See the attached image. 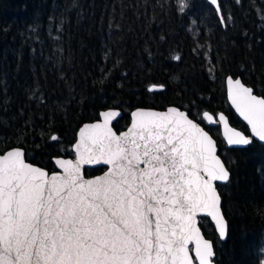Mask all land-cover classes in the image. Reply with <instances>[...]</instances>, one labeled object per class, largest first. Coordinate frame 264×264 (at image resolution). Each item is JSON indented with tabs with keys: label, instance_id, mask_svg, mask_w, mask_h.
<instances>
[{
	"label": "trees",
	"instance_id": "trees-1",
	"mask_svg": "<svg viewBox=\"0 0 264 264\" xmlns=\"http://www.w3.org/2000/svg\"><path fill=\"white\" fill-rule=\"evenodd\" d=\"M218 2L219 12L210 0H185L181 12L179 0H0V154L23 148L54 172L53 158L74 157L79 128L103 110L122 111L121 132L135 108L179 107L216 140L231 174L217 184L227 239L200 221L214 263L264 264V145L230 148L203 119L224 112L250 134L225 79L241 77L264 97V0Z\"/></svg>",
	"mask_w": 264,
	"mask_h": 264
},
{
	"label": "snow or ice",
	"instance_id": "snow-or-ice-1",
	"mask_svg": "<svg viewBox=\"0 0 264 264\" xmlns=\"http://www.w3.org/2000/svg\"><path fill=\"white\" fill-rule=\"evenodd\" d=\"M179 3L183 12L185 0ZM227 86L251 132L229 127L220 114L227 143L264 142V97L239 78ZM117 115L103 112L80 129L75 159L55 160L62 173L27 163L19 148L0 155V264H212L213 245L197 217H211L226 238L216 182L230 179L214 140L177 108L134 111L119 134L111 127ZM86 164L109 167L85 179Z\"/></svg>",
	"mask_w": 264,
	"mask_h": 264
},
{
	"label": "water",
	"instance_id": "water-1",
	"mask_svg": "<svg viewBox=\"0 0 264 264\" xmlns=\"http://www.w3.org/2000/svg\"><path fill=\"white\" fill-rule=\"evenodd\" d=\"M210 1H211V0H210ZM213 5L215 6V8H216V9L218 10V12H219V11H220V8H219V2H218V0H217L216 4H213ZM229 77L233 78V80L239 78V79L241 80L242 84H244L246 87H251V86H249V85H247L246 83H244V81L241 79V77H234V76H232V75H228V76L226 77V79H225L226 95H227L228 103H229V105L231 106V108L233 109V111L236 113V115H237V116H238V117H239V118H240V119H241V120L247 125V127L249 128V132H250V125H248L247 122L243 120V118H242V117L239 115V113L235 110V108L233 107V105L231 104V101H230V99H229L228 86H227V79H228ZM251 88H252V87H251ZM252 89H253V88H252ZM253 94H254V95H257V96H260V97H263V96L257 94L256 92H254V90H253ZM168 108H177L178 110L184 112V113L189 117V119H192V118L188 115L187 111L182 110V109H180L179 107H176V106H168L166 109H163V110H159V109H155V108L138 107V108H135L134 110H132L131 113H130L131 121H130L129 126L131 125V122H132V115H131V114H132L134 111H137V110H152V111H157V112H165V111H167ZM106 111H114V112L118 113V115L115 116V117L112 119V123H111V127L113 128V130H114L115 132H117V131L115 130V128H114V123H115L119 118H121V116H122V111H121L120 109H118V108H108V109H106V110H103L101 113L106 112ZM205 112L209 113V115H211V116L213 117V119H214L215 121H217V123H209V122L204 118V115H203V119H204V121H205L208 125H211V126H215V125H219V126H220L221 135H222V137H223V139H224V141L226 142V144H227L228 147H230V148H246V147L248 146V145H229V144L227 143V139H226V137L224 136L223 125H222L221 123L218 122V121H219V116H220V114H223V115L225 116V118L227 119V121H228V123H229V127H232V128H234V129H236L237 131H241V130L238 129V128H236L235 126H233V125L230 123L228 116H227L224 112H220V113H218L217 115L212 114L210 111H205ZM205 112H204V113H205ZM101 113H100V118H99L98 120H96V121H92V122L84 123V124L79 128V130H78V132H77V138H76V141H75V143H74L73 146H72V150H73V152H74V145L76 144V142H77V140H78V133H79L80 129H81L83 126H85V125H90V124L96 123V122H98V121H101V120H102ZM204 113H203V114H204ZM192 120H193L195 123L199 124V126L202 127L206 132H208V131L202 126V124H200V122H197V121H195L194 119H192ZM129 126H128V127H129ZM128 127H127V128H128ZM127 128H126V129H127ZM126 129H125V130H126ZM125 130H123V131H125ZM121 132H122V131H121ZM241 132L244 133L243 131H241ZM119 133H120V132H117V134H119ZM208 133H209V132H208ZM244 134H245V133H244ZM209 135L212 137V135H211L210 133H209ZM245 135H247V134H245ZM249 135H251V132H250ZM212 139L214 140V142H215V144H216L217 155H218L219 158L221 159L222 163L225 165L223 159L221 158V156H220L219 153H218L217 142H216V140H215L213 137H212ZM253 140H257V141H259L258 138H257V139H253ZM259 142L262 143V144L264 145V142H261V141H259ZM16 148H19V147H14V148H11V149H9V150L16 149ZM19 149H22V150L25 152V150H24L23 148H19ZM9 150H7V151H9ZM7 151H6V152H7ZM6 152H4L3 154H5ZM25 153H26V152H25ZM3 154H0V155H3ZM56 159L74 160V159H75V152H74V157H64V156L54 157V158H53V162H54V164H55V168H56V171H54V172H49L47 169L42 168V167H40V166H38V165H36V164H33V163H31V162H29V161H27V160H26V162L32 164L33 166H37V167H40V168L44 169L46 172L49 173V175H51V174H53V173H62V171H63V170L59 167V165H57V164L55 163V160H56ZM102 166H104V167L106 168L102 173L97 174V175H94V176H91V177H87V176L85 175V170H86V169H93V168H98V167H102ZM108 167H109L108 165H103V164H100V165H96V164H90V165H89V164H86V165H83V166H82L81 174L83 175V177H84L85 179H93V178H95V177L102 176V175L108 170ZM225 167H226V165H225ZM226 169L228 170L227 167H226ZM228 171H229V170H228ZM229 172H230V171H229ZM230 176H231V174H230ZM229 180H230V179H229ZM228 182H229V181H228ZM228 182H226V183L216 182V186H217V184L224 185V184H227ZM217 190H218V188H217ZM218 194L220 195L219 190H218ZM220 197H221V195H220ZM220 211H221L222 216L224 217V220H225V223H226V226H227L226 233L228 234V222H227V220H226V218H225V216H224L223 210H222V198H221V203H220ZM204 217H207V216H204V215L201 214V215H199V216L197 217V221H198L197 226L200 227L201 235H202L205 239H207L209 242H211L212 245H213L212 240L208 239V238L204 235V232H203V230H202V228H201V226H200L201 218H204ZM207 218H209V220L211 221V223L214 225L215 230H216V232H217V234H218V230H217V228H216L215 222L211 219V217H207ZM227 234H226V238H225V239H221V238H220V239H221L222 241H225V240L227 239ZM218 236H219V234H218ZM189 247L191 248L192 245H190ZM213 251H214V257H215L214 245H213ZM190 255H192V256L194 257V253H190ZM214 257L212 258V264H215L214 261H213ZM194 264H198V262H195V261H194Z\"/></svg>",
	"mask_w": 264,
	"mask_h": 264
}]
</instances>
